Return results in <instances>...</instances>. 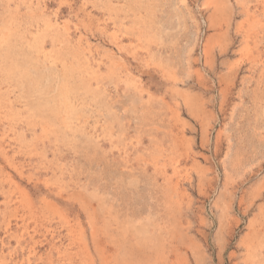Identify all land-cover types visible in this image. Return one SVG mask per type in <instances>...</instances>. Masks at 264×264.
I'll return each instance as SVG.
<instances>
[{
	"label": "rangeland",
	"instance_id": "rangeland-1",
	"mask_svg": "<svg viewBox=\"0 0 264 264\" xmlns=\"http://www.w3.org/2000/svg\"><path fill=\"white\" fill-rule=\"evenodd\" d=\"M0 264H264V0H0Z\"/></svg>",
	"mask_w": 264,
	"mask_h": 264
}]
</instances>
